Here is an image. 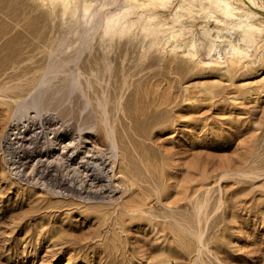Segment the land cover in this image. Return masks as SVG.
Listing matches in <instances>:
<instances>
[{
  "label": "rangeland",
  "instance_id": "374dc122",
  "mask_svg": "<svg viewBox=\"0 0 264 264\" xmlns=\"http://www.w3.org/2000/svg\"><path fill=\"white\" fill-rule=\"evenodd\" d=\"M245 1L0 0V264H264V14ZM44 76L74 79L56 109L80 156L117 143L92 201L52 166L56 194L9 171L3 134Z\"/></svg>",
  "mask_w": 264,
  "mask_h": 264
},
{
  "label": "bare ground",
  "instance_id": "6f19581e",
  "mask_svg": "<svg viewBox=\"0 0 264 264\" xmlns=\"http://www.w3.org/2000/svg\"><path fill=\"white\" fill-rule=\"evenodd\" d=\"M150 1H159L162 3V5H164V3L167 2V0H150ZM246 1H248L249 5L252 6V8H254L255 10H257V12L264 14V6L263 5H259L258 3H256L255 0H246ZM227 7H229V6H227ZM257 12H256V14H257ZM260 13H258L257 15H260ZM90 17H91V15L89 16V18ZM248 17H251V15H249ZM217 21H219V20H217ZM113 22L114 21L112 19H107L106 20L107 27H111L113 25ZM233 26H235V25H233ZM231 27L232 26H230V28ZM237 28H240L242 30V31H240L242 34L239 32H238V34H241L243 40H246L247 37H251V35L254 33V31L257 30V28H255L253 26V24H250V23L249 24L248 23L237 24ZM230 30L228 29V31H230ZM233 36H234V34H233ZM244 36H246V38H243ZM211 42H212V40H211ZM230 48H231L233 54L239 53L238 49L235 46L232 45ZM216 49H219V48H216ZM228 52H230V51H228ZM77 58H79V56ZM70 76L72 77L73 75H70ZM69 85H70V87L68 88L67 93L63 94L59 90H54V85L50 82V80L46 76H44V78H42V80H40V82L38 83V86L35 87L36 89L35 90L33 89L32 93L30 92L31 94L27 98L25 97V99L23 98L24 100L19 101L18 104L16 105L15 110L12 111V115H11L12 118L10 119L11 125L9 126V128H7V131L5 132V134H3L4 136H3L2 148H3V153H5L4 155L8 156V159L7 160L5 159V160L8 163L10 173L13 175L15 174L18 177V179L26 181L27 183H32V181H30V179L29 180L24 179L26 177L23 178V176L27 173L23 172V170L21 169V166L22 167L27 166L28 168L30 167V169H29L31 171L30 175L33 173V176L31 175L32 176L31 179L36 180L35 184L38 183L39 185L44 186L45 189H49V191L51 190L52 192H54L56 194V193H58V191H56V190L54 191V190H52V188L57 183L59 184V182L61 184L64 183L65 186H64V184H63V186H60V185L59 186H60V188H63L64 190H66L67 193L70 194V196H72V197L76 196L78 199L81 198L80 200L85 199V201H87L86 199H90V201H92L91 197L89 196L91 193L88 194V196L87 195L83 196L82 195L83 193H81V190L83 189V187H85V182H86L85 178L89 179L90 183H87V184H90V186H92L94 182H101V183H103L102 185L105 186L104 185L105 182L107 180L110 181L112 176H110L111 174L109 175V173H112V171H113V167H114L113 161L116 158V148H117L116 145H117V143L115 145L114 141L110 140L112 142L109 143V145H108L109 146L108 150L110 152L109 153L110 155L108 154L107 157H109L108 159H110V161H111L110 164L108 162L104 163V161L99 162L96 160L97 158L94 161L89 160L91 162L88 163L87 162L88 159L85 160L86 159L85 155L80 156L81 149H83V152H82L83 154H86L87 152H89V150L86 149L87 147L81 145L82 143H81L80 136H79L80 128L78 127L79 132L76 131L78 135L77 134L72 135L70 132V130H72V129L67 128L68 125L65 124V123H67V121L65 120L66 122H64L63 118H61V116L65 113L66 110L62 111L59 108L56 109L57 108L56 107L57 101L62 100V96H63V99L66 101L72 99L71 94L73 93L72 91H74V85H75L73 78L70 80ZM85 104H86L85 106H87V103H85ZM88 118H89V116H88ZM71 128H72V126H71ZM82 130L83 129H81V131ZM13 135L17 139V141H16L17 145L16 146H18V141L20 139H21L20 142H22V144H23V141H26L28 139V138L27 139H24V138L29 136L30 138L28 139V141L32 144L33 143L35 144L33 151L30 149H27L28 146L25 147L27 144L22 145L20 143V146H19L20 149L19 150H21V152H17V151L14 152L15 156H13V154L10 152V149L12 147L11 146L12 144L10 142L12 140H14V139H12ZM66 139H68L67 143L64 142V140H66ZM1 140H2V138H1ZM33 140H35V141L33 142ZM32 144H30V145H32ZM14 149H16L15 146H14ZM89 153H88V155H89ZM94 155H95V153H94ZM94 155H92V156L94 157ZM98 156L100 157V154ZM101 157H103V156H101ZM90 158H91V156H90ZM108 159H107V161H108ZM40 166L45 168V170L42 167H41V170H39ZM51 166L53 168L52 169L53 173L51 174L52 177L55 175L56 176L60 175V177L58 179L54 177L56 181L58 180V182H56L55 184L53 182L54 186L52 185V187L48 188V186H47L48 181L46 184L43 182V181H46L44 179L41 182V178L46 174V173L44 174V172H41V171L50 172V171H48V169ZM107 166H109V167L107 168ZM28 168L26 169L27 171H28ZM55 171H57V172H55ZM37 174H40V175L43 174V176L37 177L36 176ZM108 183H111V182H108ZM98 186H100V185L98 184ZM88 188H91V187H88ZM100 188L98 187V189H100ZM93 189L94 188H92L91 190H93ZM100 190H102V188ZM93 193L95 194V191H93ZM101 193H100V195H101ZM103 193H102V195H103ZM92 196H93V194H92ZM95 197H97V196H95ZM95 197H93V199ZM98 197H99V195H98ZM104 197H108V195L107 196L104 195ZM102 199H104V198H102ZM102 199H100V200H102Z\"/></svg>",
  "mask_w": 264,
  "mask_h": 264
}]
</instances>
